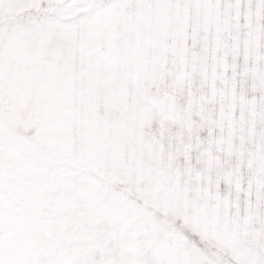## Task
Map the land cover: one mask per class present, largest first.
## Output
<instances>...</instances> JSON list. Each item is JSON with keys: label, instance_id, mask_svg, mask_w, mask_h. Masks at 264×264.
Masks as SVG:
<instances>
[{"label": "snow or ice", "instance_id": "snow-or-ice-1", "mask_svg": "<svg viewBox=\"0 0 264 264\" xmlns=\"http://www.w3.org/2000/svg\"><path fill=\"white\" fill-rule=\"evenodd\" d=\"M0 264H264V0H0Z\"/></svg>", "mask_w": 264, "mask_h": 264}]
</instances>
